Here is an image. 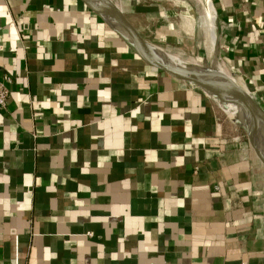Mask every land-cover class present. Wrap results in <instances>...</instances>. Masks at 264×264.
I'll use <instances>...</instances> for the list:
<instances>
[{"label":"crops","instance_id":"1","mask_svg":"<svg viewBox=\"0 0 264 264\" xmlns=\"http://www.w3.org/2000/svg\"><path fill=\"white\" fill-rule=\"evenodd\" d=\"M111 1L150 44L156 24L196 53L193 2ZM200 1L264 108V0ZM0 73V264H264V162L234 116L81 0H0Z\"/></svg>","mask_w":264,"mask_h":264},{"label":"bare ground","instance_id":"2","mask_svg":"<svg viewBox=\"0 0 264 264\" xmlns=\"http://www.w3.org/2000/svg\"><path fill=\"white\" fill-rule=\"evenodd\" d=\"M194 3L198 12V43L196 49V58L193 61H189L187 56L180 50L173 48H161V44L154 45L159 51L161 57L167 59L174 64L179 70H181L186 79L194 82L204 92H206L217 104L219 102L220 107L229 114H232L239 124H246V122L238 115V106L235 100L227 98L225 100H219L218 97L226 95L228 93H236L239 89L240 92L247 93L254 101H256L255 95L248 90L245 84L240 80L236 73L222 60L215 56L216 48L210 52V44L214 45V41L211 35L209 18L207 10L204 4H201L200 0H189ZM187 22V21H185ZM191 22V21H190ZM189 24V23H188ZM191 29V24L188 26ZM200 39V40H199ZM212 48V47H211ZM219 48V47H218ZM222 46H220V49ZM230 84L231 86H226ZM236 86V87H235ZM218 101H216V100ZM257 102V101H256ZM218 104V106H219ZM248 141L255 149L259 157L264 162V128L259 129L257 132L246 135Z\"/></svg>","mask_w":264,"mask_h":264},{"label":"water","instance_id":"3","mask_svg":"<svg viewBox=\"0 0 264 264\" xmlns=\"http://www.w3.org/2000/svg\"><path fill=\"white\" fill-rule=\"evenodd\" d=\"M91 11L103 20L106 25L122 40V42L136 54L147 66L157 70L172 80L186 84L185 74L167 59L161 57L159 51L143 39L129 24L122 12L117 9L111 0H81ZM226 86H231L227 84ZM236 87V86H235ZM228 93L218 97L219 100L231 98L238 106V115L246 124L234 121V128L251 135L264 128V108L254 101L247 93ZM209 100L211 110L216 115H226L213 101ZM227 116V115H226Z\"/></svg>","mask_w":264,"mask_h":264},{"label":"rangeland","instance_id":"4","mask_svg":"<svg viewBox=\"0 0 264 264\" xmlns=\"http://www.w3.org/2000/svg\"><path fill=\"white\" fill-rule=\"evenodd\" d=\"M139 2H141V3H150V0H138ZM122 1H120L119 0V3H118V6L119 7H121V5H122ZM190 11V10H189ZM192 12V11H191ZM194 13V12H193ZM176 22H175V25L174 26H176L178 29L179 28H183V29H185V26H184V23H183V21H182V19H181V16L179 17V16H177V18H176V20H175ZM150 22H153V21H150ZM182 23H183V26H182ZM153 28H154V30H155V32L157 33V34H159V35H161L162 36V42H160V44H161V48H164V49H166V48H168L169 46H171L172 44H171V42H169V38H168V32L165 30V29H158V26L156 25V24H153ZM181 30V29H180ZM197 38H198V36H197ZM196 43H197V39H196ZM158 44V43H157ZM157 44H156V46H157ZM178 45V44H177ZM197 45V44H196ZM211 45V47H213V45L212 44H210ZM215 46H216V44H215ZM171 48V47H170ZM196 48V47H195ZM214 48H218V47H214ZM191 56H192V58L189 60V61H193V59H195L196 57L195 56H197L196 55V53L194 52V54L191 52V54H190ZM242 81H243V83L246 85V87L248 88V90H251L250 89V83H248V80H247V78L246 77H242ZM252 91V90H251ZM242 136H246V134L243 132V131H241V141H242V143L244 142L243 140H242ZM247 137V136H246ZM252 149L255 151V149L252 147ZM256 152V151H255ZM246 154H247V157H248V150L246 149ZM263 197H264V195H263Z\"/></svg>","mask_w":264,"mask_h":264},{"label":"built area","instance_id":"5","mask_svg":"<svg viewBox=\"0 0 264 264\" xmlns=\"http://www.w3.org/2000/svg\"><path fill=\"white\" fill-rule=\"evenodd\" d=\"M11 82L12 80L9 76L0 73V107L1 108L6 107V103L10 95L9 85L11 84ZM10 264H20L17 255H15L14 258L10 260Z\"/></svg>","mask_w":264,"mask_h":264}]
</instances>
